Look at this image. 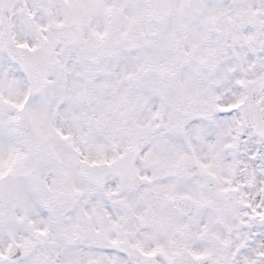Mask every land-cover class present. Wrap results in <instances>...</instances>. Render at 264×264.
I'll return each instance as SVG.
<instances>
[{"label":"snow or ice","instance_id":"obj_1","mask_svg":"<svg viewBox=\"0 0 264 264\" xmlns=\"http://www.w3.org/2000/svg\"><path fill=\"white\" fill-rule=\"evenodd\" d=\"M0 264H264V0H0Z\"/></svg>","mask_w":264,"mask_h":264}]
</instances>
